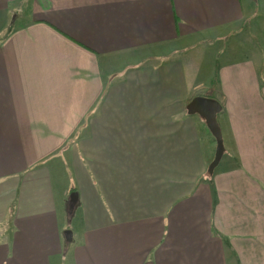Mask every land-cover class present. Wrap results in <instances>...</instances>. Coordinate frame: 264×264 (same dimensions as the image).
Instances as JSON below:
<instances>
[{"label":"crops","instance_id":"0c3cea01","mask_svg":"<svg viewBox=\"0 0 264 264\" xmlns=\"http://www.w3.org/2000/svg\"><path fill=\"white\" fill-rule=\"evenodd\" d=\"M256 1L0 0V264H264Z\"/></svg>","mask_w":264,"mask_h":264},{"label":"rangeland","instance_id":"374dc122","mask_svg":"<svg viewBox=\"0 0 264 264\" xmlns=\"http://www.w3.org/2000/svg\"><path fill=\"white\" fill-rule=\"evenodd\" d=\"M253 5H254L253 10L255 11L256 14L255 17L257 18L259 16V13L257 11L258 9H257L256 0H253ZM256 21L259 23V26L262 25L259 19H256ZM244 29L245 30L243 32L232 38V40H230L231 42L229 41V43H226L227 44L226 47H222L218 45L215 47L218 52H220L221 50L227 51V54L220 55L218 57L217 59L218 62H222V63L225 62L229 54L233 53L230 56V59H232L233 61H238V60H252L253 62L259 61L263 63L264 66V38L262 37V35L261 37L257 36V34H255V32L257 33V30L253 32L252 29L249 28V26H246ZM206 52L209 53V51ZM196 57L198 56L196 55ZM183 58L188 60L190 59V55L189 54L183 55ZM202 58L204 59L205 62L208 61L207 55L203 56ZM260 75L262 78H264V68L261 71ZM191 78L195 82H201L203 81L204 76L202 74L199 77L200 80H194L193 75ZM63 225H65L66 231H71L73 235V231L76 230L74 224H72L71 230H69L68 224H66V222L63 221Z\"/></svg>","mask_w":264,"mask_h":264},{"label":"water","instance_id":"95a60500","mask_svg":"<svg viewBox=\"0 0 264 264\" xmlns=\"http://www.w3.org/2000/svg\"><path fill=\"white\" fill-rule=\"evenodd\" d=\"M222 110L223 108L217 100L204 97L194 98L187 107L189 115H198L205 120L208 130L217 143L215 159L209 166L208 170L210 175L214 174L225 154L223 134L218 122V115L222 112ZM77 203L78 196L76 193H73L70 198V208L74 209ZM65 236L68 244L73 242V235L71 231H66Z\"/></svg>","mask_w":264,"mask_h":264}]
</instances>
